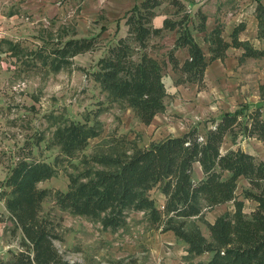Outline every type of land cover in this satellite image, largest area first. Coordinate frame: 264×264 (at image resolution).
I'll return each instance as SVG.
<instances>
[{
    "label": "trees",
    "instance_id": "16d2710c",
    "mask_svg": "<svg viewBox=\"0 0 264 264\" xmlns=\"http://www.w3.org/2000/svg\"><path fill=\"white\" fill-rule=\"evenodd\" d=\"M163 4L173 11L161 27H155L152 18ZM255 11L257 38L264 40V5L257 4ZM121 19L126 35L102 45L99 35H73L51 50L50 61L56 68L65 67L75 55L101 49L90 72L92 80L144 125L165 110L167 64L179 74L176 84L193 83L200 89L207 66L224 59L231 47L243 50L239 63L264 58L263 48L238 38L243 24L227 40L220 23L204 36L206 56L192 34L205 30L206 15L200 10L192 15L182 0H137ZM166 30H176L174 45L162 57L155 56L152 51L158 44L151 40ZM183 47L188 57L180 63L174 51ZM258 93L257 104L241 103L211 118L202 134L194 126L147 146L117 140L114 153L93 156L98 169L69 173L64 191L38 186L55 176L58 156L53 162L18 160L6 177L3 193L12 222L10 233L19 234L18 247L0 255V264H81L66 259L56 245L64 241L62 223L60 216L43 211L48 197L59 210L97 222L103 230L124 229L130 212H142L149 229L171 231L186 244L182 256L186 264H264V160L240 147L221 150L227 140L237 144L240 139L255 138L264 143V81ZM97 134L86 123L66 121L55 129L51 143L58 147V155L72 159ZM194 162L201 166L198 180L193 179ZM155 192L163 196L162 202ZM245 201L253 203L250 210H245ZM229 202L232 212L225 211L212 222L205 220L206 211ZM200 224L205 225L207 236Z\"/></svg>",
    "mask_w": 264,
    "mask_h": 264
},
{
    "label": "rangeland",
    "instance_id": "374dc122",
    "mask_svg": "<svg viewBox=\"0 0 264 264\" xmlns=\"http://www.w3.org/2000/svg\"><path fill=\"white\" fill-rule=\"evenodd\" d=\"M45 3L46 11L40 9L39 12L41 4L34 0H0V27L5 29V39L11 40V45L5 41L0 43L2 256L18 247L19 234L10 233L12 222L5 210L3 197L7 190L6 177L18 160L27 158L53 162L58 156L55 176L40 182L38 186L64 191L69 173L76 174L84 168L98 169L100 166L93 162V156L114 153L118 148L116 141L121 138L139 146H147L167 136L180 135L194 126L202 134L213 118L212 115L203 114L204 109L217 103L213 87L204 85L197 89L196 95L202 101L196 102L201 107L187 106L185 100H175V93H171L172 87L166 81L170 93L164 99L165 110L161 112L163 117L161 115L160 123H140L129 109L113 101L92 80L90 72L96 68L101 49L77 54L71 58V64L65 67L56 68L51 63V50L60 41L73 36L72 30L77 29L79 3H70V0H46ZM59 8H62L60 14L56 12ZM92 23L78 27L74 37L86 33L85 36L91 35L88 34L92 32L90 28L98 32L101 25L97 21L92 27ZM103 34L99 37L101 45L109 39ZM66 121L86 123L98 131L95 137L89 139L87 147L72 159L58 155V147L51 143L55 129ZM239 144L264 160V143L261 141L243 138ZM225 206L229 208L231 203ZM42 207L44 212L49 211L51 215L61 217L64 241L56 245L70 262L169 264V260L178 261L181 250L184 251L180 241L170 242L159 232L149 229L142 212H130L127 226L111 231L103 230L99 223L85 217L59 210L53 205L51 197L43 201ZM250 207L251 202L245 203V210ZM215 213L213 209L206 211L205 220H212ZM200 228L207 236L205 225L200 224ZM131 260H135V263H131Z\"/></svg>",
    "mask_w": 264,
    "mask_h": 264
},
{
    "label": "crops",
    "instance_id": "0c3cea01",
    "mask_svg": "<svg viewBox=\"0 0 264 264\" xmlns=\"http://www.w3.org/2000/svg\"><path fill=\"white\" fill-rule=\"evenodd\" d=\"M30 1V0H26ZM41 4L39 7L42 12L46 11V0H34ZM137 0H70V3H79V8L76 14L77 29L72 30V35H77L78 27L92 23V27H95V23L98 21L101 25L100 30L97 32L95 29L90 28L91 35L103 34L108 40L114 39L116 36H124L127 32V26L121 19L123 14L130 9ZM186 5L189 12L194 15L197 10H200L206 15L205 30L192 32L195 41L208 56V44L204 41V36L207 32L213 29L218 23L223 27L222 36L229 40V35L238 24H243V30L238 33L240 40H247L256 48L264 49V40L257 38V18L256 7L257 4L264 5L263 0H182ZM173 8L170 5L161 6L157 14L152 18V24L155 27H161L165 17H170ZM59 14L62 12V8L56 10ZM0 17L2 15L0 14ZM13 16L9 17L12 18ZM9 21V20H8ZM7 21V22H8ZM4 27H0V43L2 41L11 43V40H6ZM96 31V32H95ZM9 33V30L7 31ZM95 33V34H94ZM97 33V34H96ZM7 34V33H6ZM87 34V33H86ZM85 34V35H86ZM84 35V36H85ZM89 36V35H87ZM177 37L176 30H166L161 37H156L151 40L153 43H157L158 47L154 49L153 55L162 57L170 50ZM11 45V44H10ZM13 49V46H11ZM242 49L229 48L227 50V56L224 59H216L212 61L204 72V85L205 87H213L215 91L214 97L217 100L215 105H208L205 107L203 114L212 115L217 118L223 112L233 110L241 103H247L249 105H255L259 102L258 85L264 81V58H245L239 63L238 56L242 54ZM175 58L181 63L188 57L187 48H178L174 51ZM178 72L172 70L171 65L167 64V68L164 75V83L167 91V84L172 87L171 93H175V100H185L187 106L201 107L202 101L196 97L197 85L190 84H176L175 80L178 77ZM166 81L168 83H166ZM200 102V103H196ZM202 112V111H201ZM202 114V115H203ZM163 117L162 113L157 114L153 122L150 125H158L160 123V117ZM183 133V132H182ZM241 147L239 141L237 144H232L228 140L223 143L221 150L226 151L229 148ZM247 151L246 149H243ZM253 155H257L252 151H247ZM202 177L201 166L198 162L193 163V179L198 180ZM154 195L163 201V196L159 192H155ZM230 203V202H229ZM221 204L213 208L216 212L213 216L212 222L217 216L221 215L225 211L232 212L233 205L226 208ZM245 203H250L245 201ZM253 203H251V207ZM158 232V231H157ZM163 238L168 239L170 242L180 241L171 231L159 232ZM182 247L178 255V261L169 260V264H186L182 260V256L185 255L186 244L182 241ZM203 256L202 258H205ZM182 260V262H181ZM167 262V260L165 261Z\"/></svg>",
    "mask_w": 264,
    "mask_h": 264
},
{
    "label": "built area",
    "instance_id": "2783aa9c",
    "mask_svg": "<svg viewBox=\"0 0 264 264\" xmlns=\"http://www.w3.org/2000/svg\"><path fill=\"white\" fill-rule=\"evenodd\" d=\"M264 1V0H263Z\"/></svg>",
    "mask_w": 264,
    "mask_h": 264
}]
</instances>
